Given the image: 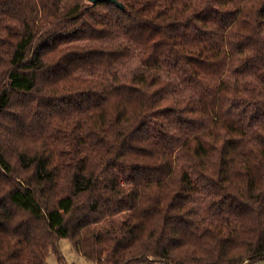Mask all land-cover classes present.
Returning a JSON list of instances; mask_svg holds the SVG:
<instances>
[{
    "label": "trees",
    "instance_id": "trees-1",
    "mask_svg": "<svg viewBox=\"0 0 264 264\" xmlns=\"http://www.w3.org/2000/svg\"><path fill=\"white\" fill-rule=\"evenodd\" d=\"M118 1L0 0V264L264 261V0Z\"/></svg>",
    "mask_w": 264,
    "mask_h": 264
},
{
    "label": "rangeland",
    "instance_id": "rangeland-1",
    "mask_svg": "<svg viewBox=\"0 0 264 264\" xmlns=\"http://www.w3.org/2000/svg\"><path fill=\"white\" fill-rule=\"evenodd\" d=\"M127 185V182H123ZM59 254L51 251L47 264H96L85 257L79 255L72 247L70 240L63 238L59 241ZM157 264V263H154ZM253 264H264V261H258Z\"/></svg>",
    "mask_w": 264,
    "mask_h": 264
},
{
    "label": "water",
    "instance_id": "water-1",
    "mask_svg": "<svg viewBox=\"0 0 264 264\" xmlns=\"http://www.w3.org/2000/svg\"><path fill=\"white\" fill-rule=\"evenodd\" d=\"M90 3L97 4L99 2H112L124 9V5L120 3L118 0H88Z\"/></svg>",
    "mask_w": 264,
    "mask_h": 264
}]
</instances>
